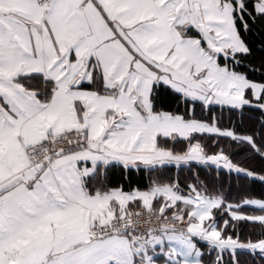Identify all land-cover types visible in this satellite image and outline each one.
I'll list each match as a JSON object with an SVG mask.
<instances>
[{
	"label": "snow or ice",
	"instance_id": "snow-or-ice-1",
	"mask_svg": "<svg viewBox=\"0 0 264 264\" xmlns=\"http://www.w3.org/2000/svg\"><path fill=\"white\" fill-rule=\"evenodd\" d=\"M0 264H264V0H0Z\"/></svg>",
	"mask_w": 264,
	"mask_h": 264
}]
</instances>
